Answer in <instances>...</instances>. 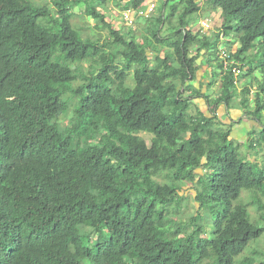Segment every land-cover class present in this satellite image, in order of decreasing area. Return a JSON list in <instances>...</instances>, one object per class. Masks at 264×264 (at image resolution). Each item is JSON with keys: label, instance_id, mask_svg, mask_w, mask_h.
<instances>
[{"label": "trees", "instance_id": "16d2710c", "mask_svg": "<svg viewBox=\"0 0 264 264\" xmlns=\"http://www.w3.org/2000/svg\"><path fill=\"white\" fill-rule=\"evenodd\" d=\"M42 1L0 0V264H264L237 261L264 237L238 203L262 196L264 222V163L242 152L264 150V0H156L154 17L153 0ZM109 1L146 21L142 43L106 19ZM75 8L108 40L83 39ZM203 10L217 30H191ZM236 103L252 122L243 145L242 120L218 116ZM188 184L196 215L177 222Z\"/></svg>", "mask_w": 264, "mask_h": 264}, {"label": "rangeland", "instance_id": "374dc122", "mask_svg": "<svg viewBox=\"0 0 264 264\" xmlns=\"http://www.w3.org/2000/svg\"><path fill=\"white\" fill-rule=\"evenodd\" d=\"M33 2L37 3V4H43L42 0H32ZM206 0H200L199 2V7L202 8L203 4ZM106 10L105 12V17L107 20L112 21L113 22V26H115V28L117 30H121V31H125L126 32V26L122 28L123 24L121 21V9L120 7H117L112 1H109L107 3V5L105 6ZM73 13V18L71 20V24L72 27L80 32L81 37L83 39H97V38H101L100 44H103V42L105 40H108L109 35H108V31L104 30V29H97L96 25L97 22L95 20H93L92 18H90V16H87L86 13L84 11H82L80 8H75L72 11ZM204 13L200 12L198 15V19L195 18V21L192 23L191 25V30L193 32H197L200 29V21H209L210 27H212V30H217L220 25H221V21L219 20V15L218 13L216 14H211L209 13L208 16H206V18L200 17L201 14ZM152 14V13H151ZM149 15V17H151L153 15L156 16V14H152ZM108 21V22H109ZM142 20H139L136 25H134V32L136 33V39L139 43H142L144 37H146V35L142 34L141 31L139 30V26L140 25H144L146 23V21L141 22ZM169 24H172V22L170 21ZM98 26L101 27V24ZM126 28V29H125ZM152 40L149 41V46H152ZM222 48H226L225 44H222L221 46ZM236 47L233 48V50H235ZM220 50H223L220 48ZM163 54V53H162ZM154 54L149 53V56L152 57V59L154 58L153 56ZM72 69L74 70L75 73L78 72V70H82L84 71L87 75H89V66L86 65H74L72 66ZM204 70V67L203 69ZM254 78H256L258 81L261 82L262 77L259 73H256L254 75ZM241 82L244 83H250L249 79H240L237 83V89L238 92L241 91ZM126 86L128 88H134L135 84L132 78V73L128 74L127 80H126ZM251 85V100L254 98V92H255V83L252 82L250 83ZM81 85V80L79 79L76 83H74V87ZM190 87H199L197 84V81L192 82V84L189 85ZM203 88V87H202ZM218 85L215 84V86H213V88L211 89V91H213V93H211V97H213L216 93V90H218ZM186 90H189L188 87H186ZM186 96H190V94L186 95ZM69 116L72 114L73 108H71L69 110ZM195 112L194 107L192 106L191 109V114H193ZM218 116L219 118L222 120V122L230 124L232 122H237L238 119L242 120V124L240 126H235L234 127V132H235V137L239 140V144L243 145L245 138L247 137V132L250 128V126H252V122L247 120L245 117L242 116L241 112H239L238 110V103L233 104V107L227 112L226 110H224L223 108H220L218 111ZM68 121V117L66 119L61 118L60 122L62 123L63 126H65L67 124ZM140 136L142 138H144L146 140V143L149 145V141L151 139V137L149 135H145V134H140ZM90 142H96L97 139L95 137L89 139ZM243 155L246 158V161L249 160H255V161H259L260 164L264 163V150L262 148H258L255 151V155L253 156L252 153L250 151H247L245 149H242ZM252 155V156H251ZM83 192V191H82ZM255 195L256 197L260 200L263 201V198H261L262 196L258 195L257 193H252L251 191L249 192H243L241 199L238 203L246 205L248 207V212L251 216V221L258 222V224H260L262 227L264 226V222L260 221V215L261 213L257 212L255 205H253V202L255 200ZM181 197L183 198L182 202H181V206L178 212H176L175 210V206H172L170 208L171 212L175 211L176 213L173 214L172 219L174 221L177 222H189V220H191L192 218H194V216L196 215V207L194 205L193 202V197H194V191L191 187V185H185L184 186V191H182L181 193ZM172 214V213H171ZM201 216H202V228H203V232L207 235V238L212 234L213 229H212V224H211V220L210 217L208 216L206 211H202L201 212ZM263 254V258H264V237L260 240H255L253 241L244 251V253L237 259V261H241L242 259H244L245 257L248 258H252L253 260H255L256 263L260 262L261 260V256L259 254ZM211 260H207L205 262H203V264H210Z\"/></svg>", "mask_w": 264, "mask_h": 264}, {"label": "built area", "instance_id": "2783aa9c", "mask_svg": "<svg viewBox=\"0 0 264 264\" xmlns=\"http://www.w3.org/2000/svg\"><path fill=\"white\" fill-rule=\"evenodd\" d=\"M154 2H156V0H153V2L150 4L149 8H148V14H151L152 11L154 10L155 8V5H154ZM136 15L135 12L133 11H130V10H126V11H123L122 14H121V21H122V24L123 26L126 28L128 27H134V22H133V17ZM145 15V16H147ZM201 26L207 30L210 28V24H209V21L206 20V21H202L201 22ZM220 56L222 58H227V55H226V52L224 50H220ZM239 72L236 70L235 71V74H238Z\"/></svg>", "mask_w": 264, "mask_h": 264}]
</instances>
